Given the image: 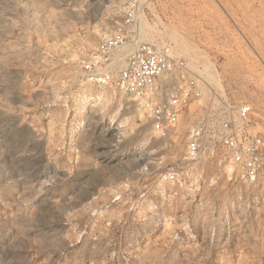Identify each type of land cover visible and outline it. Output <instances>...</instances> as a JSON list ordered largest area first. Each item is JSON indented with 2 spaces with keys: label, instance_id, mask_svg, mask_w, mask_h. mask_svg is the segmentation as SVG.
<instances>
[{
  "label": "rangeland",
  "instance_id": "rangeland-1",
  "mask_svg": "<svg viewBox=\"0 0 264 264\" xmlns=\"http://www.w3.org/2000/svg\"><path fill=\"white\" fill-rule=\"evenodd\" d=\"M140 3L141 41L205 82L165 135L85 80L119 0H0V264H264V178L240 179L219 148L183 161L212 91L264 138V0Z\"/></svg>",
  "mask_w": 264,
  "mask_h": 264
},
{
  "label": "built area",
  "instance_id": "built-area-1",
  "mask_svg": "<svg viewBox=\"0 0 264 264\" xmlns=\"http://www.w3.org/2000/svg\"><path fill=\"white\" fill-rule=\"evenodd\" d=\"M119 2L121 20L81 63L85 80L93 87H113L136 101L146 109L151 130L165 135L179 123L185 108L202 97L205 82L186 60L173 56L169 46L140 40V0ZM127 46L131 50L116 69L115 54ZM250 111L248 105H235L212 91L188 132L183 161L213 157L219 148L240 179L253 183L264 178V138L249 132ZM164 179L175 183L178 172L169 171Z\"/></svg>",
  "mask_w": 264,
  "mask_h": 264
},
{
  "label": "bare ground",
  "instance_id": "bare-ground-1",
  "mask_svg": "<svg viewBox=\"0 0 264 264\" xmlns=\"http://www.w3.org/2000/svg\"><path fill=\"white\" fill-rule=\"evenodd\" d=\"M141 28H142V27H140V31L142 30ZM138 31H139V30H138ZM139 35H140V34H139ZM140 40H144V39H142L141 36H140ZM126 48H127V47H126ZM123 49H125V48H123ZM123 49H122V50H123ZM128 49H129V48H128ZM128 49H127V51H126V54H124V53H119V52H118V54H116V56L114 57V62H113V65H114V66H116L117 63H118V64L123 63L122 61H124V58H125L126 55L128 54V51H129ZM122 50H121V51H122ZM115 62H116V64H115ZM121 66H122V65H121ZM121 66H120V67H121ZM139 105H140V104H139ZM140 106H141V105H140ZM141 107H142V106H141ZM180 121H181V119H180ZM180 121H179V122H180Z\"/></svg>",
  "mask_w": 264,
  "mask_h": 264
}]
</instances>
